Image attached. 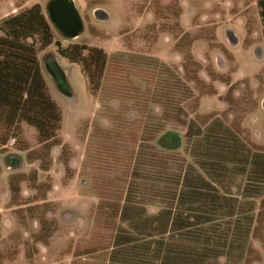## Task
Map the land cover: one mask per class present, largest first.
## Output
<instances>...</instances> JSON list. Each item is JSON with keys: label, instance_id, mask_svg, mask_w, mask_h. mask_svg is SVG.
I'll return each mask as SVG.
<instances>
[{"label": "rangeland", "instance_id": "374dc122", "mask_svg": "<svg viewBox=\"0 0 264 264\" xmlns=\"http://www.w3.org/2000/svg\"><path fill=\"white\" fill-rule=\"evenodd\" d=\"M48 1L0 0V22L34 4L48 17ZM74 1L83 32L67 39L51 23L55 41L38 49L62 110L59 145L42 144L26 122L10 131L0 125V264H114L110 247L125 227L117 213L129 185L154 183L158 155L171 163L191 160L192 120L217 121L224 138H235L234 150L264 151V25L257 0ZM56 41L106 52L98 90ZM55 63L65 80L54 76ZM171 130L183 142L164 151L159 139ZM246 181L237 174L226 184L238 195ZM145 192L137 200L151 199L152 190ZM245 199L248 213L230 251H182L177 264H264L261 197ZM159 211L146 206L147 215ZM174 256L167 264H176Z\"/></svg>", "mask_w": 264, "mask_h": 264}, {"label": "trees", "instance_id": "16d2710c", "mask_svg": "<svg viewBox=\"0 0 264 264\" xmlns=\"http://www.w3.org/2000/svg\"><path fill=\"white\" fill-rule=\"evenodd\" d=\"M257 2L264 25V0ZM0 31V125L10 131L26 122L37 129L42 144L59 145L62 110L50 94L38 58V49L55 41L50 20L41 5L34 4L3 19ZM55 43L62 56L82 64L90 88L98 90L106 52L87 45L64 47L60 41ZM54 67H58L57 63ZM58 78L65 80V75L61 73ZM187 138L190 161L184 158L183 163H171L158 155L154 183L144 187L129 185L117 213L125 227H121V235L110 247L112 263L167 264L170 255H175L177 264L182 251L216 254L220 246L230 251L240 222L248 213L242 208L245 198L261 197L260 212L264 209V185L258 184L264 179V151L248 149L243 153L230 148L236 145L235 138H224L213 119L200 125L192 120ZM182 142L180 134L171 130L160 137L159 146L172 151L179 149ZM224 146L230 149L227 155L222 151ZM237 174H243L247 181L238 186L241 193L235 195L226 182ZM148 188L152 190L151 199L137 200L136 193ZM148 204L160 206V211L147 215ZM258 230L255 227L253 235ZM120 252L122 257L118 256Z\"/></svg>", "mask_w": 264, "mask_h": 264}, {"label": "water", "instance_id": "95a60500", "mask_svg": "<svg viewBox=\"0 0 264 264\" xmlns=\"http://www.w3.org/2000/svg\"><path fill=\"white\" fill-rule=\"evenodd\" d=\"M46 9L50 22L63 37L73 39L83 32L84 19L74 0H49ZM58 67L53 72L57 77L61 74Z\"/></svg>", "mask_w": 264, "mask_h": 264}, {"label": "crops", "instance_id": "0c3cea01", "mask_svg": "<svg viewBox=\"0 0 264 264\" xmlns=\"http://www.w3.org/2000/svg\"><path fill=\"white\" fill-rule=\"evenodd\" d=\"M228 32H230V31H228Z\"/></svg>", "mask_w": 264, "mask_h": 264}]
</instances>
